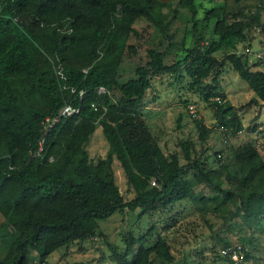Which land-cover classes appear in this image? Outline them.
<instances>
[{
    "label": "trees",
    "instance_id": "16d2710c",
    "mask_svg": "<svg viewBox=\"0 0 264 264\" xmlns=\"http://www.w3.org/2000/svg\"><path fill=\"white\" fill-rule=\"evenodd\" d=\"M214 2L203 11L207 39L206 28L196 27L197 0H0V241L6 245L0 264H28L31 250L44 262L78 240L106 237L99 219L137 208L153 222L138 234L122 232V246L108 244L110 257L115 264H177L164 231L182 216L175 206L187 202L202 204L210 228L208 212L224 224L238 216L246 227L239 244L216 234L225 241L212 245L214 264H232L221 252L228 247L238 250L237 264L253 258L254 240L264 234V159L252 138L238 145L226 140L205 156L209 147L202 145L216 128L224 136L245 130L264 138V126H246L220 85L228 66L253 91L242 106H264L262 39L255 57L248 55L253 32L264 38V0ZM179 8L189 12L193 28L191 44L184 47L182 39L177 56L171 23ZM140 19L167 39L165 47L145 44L149 27H138ZM141 50L133 75L121 80L124 57ZM156 77H167L168 86L185 80L181 88L197 94L214 118L206 125L191 114L190 99L179 97L197 137L179 140L172 152L163 151L142 111ZM151 93L149 102H156L158 93ZM66 104L78 110L59 115ZM98 126L108 147L93 161L86 145ZM115 159L130 199L116 182ZM193 179L214 191L213 204Z\"/></svg>",
    "mask_w": 264,
    "mask_h": 264
},
{
    "label": "rangeland",
    "instance_id": "374dc122",
    "mask_svg": "<svg viewBox=\"0 0 264 264\" xmlns=\"http://www.w3.org/2000/svg\"><path fill=\"white\" fill-rule=\"evenodd\" d=\"M214 3V0H197V4L199 5L196 13V27L198 30H201L200 28L203 27L206 28L207 32H205L204 36L207 39L210 38V33L208 32L210 24L208 23L207 25V22L203 21V11ZM188 17L189 12L186 9L179 8L176 17L171 23L172 41L178 43V45L175 46V49H178L176 50L177 56H180L182 53V49L180 47L178 48L182 39L184 40V47L191 44V31L193 26L192 21H190ZM186 19H188V21ZM262 21H264V12L262 13ZM136 25L138 27H149L148 30H144L143 32L144 35H147L145 44H159L160 48L165 47L167 39L162 37L157 29L148 25L144 19L138 20ZM253 33H256V37L251 40V45L249 47L250 51L248 52L249 57H255L256 52L264 46V38L259 34V31L255 30ZM260 39H262L263 42L262 46ZM241 46L240 44L239 48H241ZM143 56L144 51L141 50L139 56L130 55L124 57L121 64V80H125L133 75L132 68L134 67V61H137L139 57L143 58ZM165 61L168 63L172 61L170 54L166 55ZM166 78L167 77H162L161 80L156 77L153 80L152 89L150 88L147 90V95L145 97L148 102L143 105L142 111L151 132L156 137L163 151L172 152L179 150V140L188 138L194 139L197 137V128L195 127L192 116L186 106L179 101V97H188L190 99V104L194 106L195 111L198 113L197 118H202L206 125H212L214 118L212 117L210 108L197 96V94L186 92L181 88V86L185 84V80L175 82L172 86H168L166 84L168 81H166ZM220 85L225 92L228 102L238 107L243 123L246 126L250 123H257L259 127L264 126V106L260 105L259 108L254 104L242 106L243 103L254 95L253 91L239 78L238 74L228 66L225 67L220 77ZM151 91L158 93L156 102H152L153 100L149 102L152 97ZM256 134V132H247L243 130L242 134L238 136H228L227 140L231 144L238 145L244 140L249 138L253 139V135ZM223 136V133L218 128L213 129L207 137L206 143L202 145V147H209L204 150L203 156L211 154L213 150L222 149L225 143L223 141ZM260 138L261 142L264 144V138ZM107 147L108 142L100 126H98L86 145L90 158L95 161L99 156H104ZM196 147H198L199 151L202 149L200 145ZM258 150L264 159V146ZM114 169L116 182L123 197L126 200L130 199L133 196V192L128 190L125 174L116 159L114 160ZM192 181L194 182V189L206 194L209 198V205L213 204L212 199L214 191L206 185L197 182L195 179ZM201 205V203H198L197 206L194 207L193 202H187L185 205L181 204L180 206L176 205L175 209L183 210L182 216H180L174 227L164 231V234H166L171 244L177 264H214L212 256L213 249L220 248V244L225 241V239L223 242L217 241L216 234L227 238L233 245L239 244L238 237L246 232V227L240 224L242 223L240 217L235 216L232 220L224 224L217 214L209 212L205 217L213 226L212 228L208 227V223L202 219L199 211ZM187 208H190V210H185ZM139 211L140 208H137L135 211L126 209L122 211L117 210L110 216L99 219L98 231L102 230L106 234V237L95 236L84 240H78L69 246L62 247L50 253L45 258L44 262H39L37 252L31 250L28 264H115L114 260L110 257L108 244L114 243L118 246H122V232L132 230L135 234H138L139 231L145 229L153 222V217L151 218L147 214L139 216ZM228 223H230V225H228ZM160 230L163 232L162 229ZM156 235L157 231L154 232V236H149L144 244H151ZM254 243L255 247L252 250L253 258L244 264H264V234H260L258 238L254 240ZM213 244L216 245L212 249ZM136 247L137 244L134 245V248ZM5 251L6 245L0 241V257L3 256ZM157 264L170 263L157 262Z\"/></svg>",
    "mask_w": 264,
    "mask_h": 264
},
{
    "label": "built area",
    "instance_id": "2783aa9c",
    "mask_svg": "<svg viewBox=\"0 0 264 264\" xmlns=\"http://www.w3.org/2000/svg\"><path fill=\"white\" fill-rule=\"evenodd\" d=\"M100 90H103V88L100 87L99 91ZM77 110H78V108H76L75 106H72L71 104H66L59 111V115H69V114H72V113L76 112ZM189 110H190V112H191V114L193 116L196 115L197 111H195V108H194L193 105H191V104L189 105ZM242 132H243V130H238L233 136H235V135L238 136V135L242 134ZM229 137H231V135H229ZM227 138H228V136H223V141L226 142ZM253 139H254L258 149H260L261 147L264 146L263 142H261V138H260L259 134L253 135ZM221 252L223 254H228L229 255V257L232 260V264H237L240 261L239 252L234 247L222 248Z\"/></svg>",
    "mask_w": 264,
    "mask_h": 264
}]
</instances>
